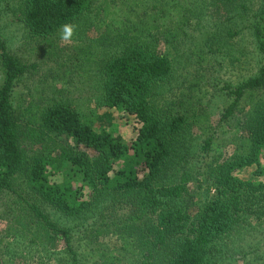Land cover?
Wrapping results in <instances>:
<instances>
[{"label":"trees","instance_id":"1","mask_svg":"<svg viewBox=\"0 0 264 264\" xmlns=\"http://www.w3.org/2000/svg\"><path fill=\"white\" fill-rule=\"evenodd\" d=\"M18 1L19 20L34 39L55 37L61 25L75 24L96 8L113 12L118 2L100 0L95 7V0ZM220 1L228 0H208ZM123 3L131 11L138 0ZM179 4L171 0L150 14L142 11L126 29L135 35L161 32L170 45L186 36L190 21L187 4L180 10ZM251 20L256 49L264 55V0ZM35 68L0 39V196L13 207L6 210L12 216L5 237L24 238L46 254L57 250L59 264H123L128 257L132 264H213L216 244L235 225L252 217L264 224V60L247 81L221 88L230 101L219 122L227 131H246L243 153L203 170L211 137L197 153L180 144L186 114L167 101L157 103L158 90L171 77L169 55L136 43L110 54L99 69V102L110 114L122 109L134 117L133 153L144 171L122 182L112 181L126 152L120 138L105 129L95 132L68 102L44 97L15 112L14 88ZM201 178L210 181L214 194L191 217L180 203H190L189 185ZM45 206L78 221L77 228L60 226ZM81 243L87 253L78 252Z\"/></svg>","mask_w":264,"mask_h":264},{"label":"rangeland","instance_id":"2","mask_svg":"<svg viewBox=\"0 0 264 264\" xmlns=\"http://www.w3.org/2000/svg\"><path fill=\"white\" fill-rule=\"evenodd\" d=\"M99 1L95 0V7ZM166 1L167 6L171 5V0H138L129 11L127 3L124 5L123 0H118L116 9L108 14L96 8L74 24L76 28L71 42H61L59 33L50 39L30 37L19 20V1L3 0L0 3V39L5 41L9 53L27 65H36L14 88L12 102L15 112L19 114L28 102L35 103L40 98L63 99L95 132L105 129L112 136L119 137L126 152L124 160L116 166L113 182L141 178L144 173L133 153L138 129L134 117L122 109L110 110V114L99 102V69L110 54L128 44L136 43L153 52L169 55L172 73L170 80L158 90L157 103L162 105L167 101L174 110L186 114L187 129L179 139L180 144L197 153L205 139L211 137L210 151L201 160L203 170L214 163L236 158L244 151L241 143L247 136L246 131L241 128L227 131V127L219 122L222 109L230 101L221 88L247 81L256 74L264 60V55L256 49L250 27L251 17L262 7V0H228L215 4L208 0H179V10L187 4L190 21L183 28L186 36L181 35L170 45L161 32L135 35L127 31L130 24L138 21L142 11L150 14L152 8L155 11ZM229 31H238V34L228 37ZM241 119L245 121L246 118L241 115ZM104 124L108 126L104 128ZM29 149L26 146V150ZM196 162L197 159H193V165ZM189 192L193 199L190 203H180V207L194 217L204 201L213 196L214 190L209 180L201 178L199 183L189 185ZM9 209H13L10 201L1 195L0 264L4 261L44 264L46 259H51L47 264H59L61 257L56 254V261L54 254L57 250H49L46 254L43 247L30 246L24 238L5 237V229L11 225L12 212L6 214ZM44 209L60 226L77 228L78 221L62 217L50 206ZM262 219L252 217L235 225L216 244L212 263L264 264ZM78 236L76 234V239ZM105 241L108 243L107 239ZM82 243L77 250L87 253ZM133 261L128 257L123 264H132Z\"/></svg>","mask_w":264,"mask_h":264},{"label":"clouds","instance_id":"3","mask_svg":"<svg viewBox=\"0 0 264 264\" xmlns=\"http://www.w3.org/2000/svg\"><path fill=\"white\" fill-rule=\"evenodd\" d=\"M76 26L71 23L61 25L59 30V38L61 42H71Z\"/></svg>","mask_w":264,"mask_h":264}]
</instances>
